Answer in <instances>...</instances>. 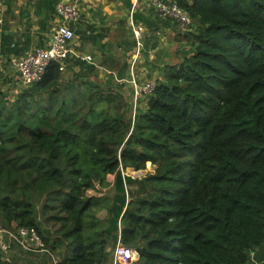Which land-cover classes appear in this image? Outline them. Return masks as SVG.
I'll return each instance as SVG.
<instances>
[{
    "label": "trees",
    "instance_id": "16d2710c",
    "mask_svg": "<svg viewBox=\"0 0 264 264\" xmlns=\"http://www.w3.org/2000/svg\"><path fill=\"white\" fill-rule=\"evenodd\" d=\"M179 3L193 30L174 26L143 106L75 57L0 88V223L35 227L58 264H109L119 235L132 264H246L264 245V0Z\"/></svg>",
    "mask_w": 264,
    "mask_h": 264
},
{
    "label": "crops",
    "instance_id": "0c3cea01",
    "mask_svg": "<svg viewBox=\"0 0 264 264\" xmlns=\"http://www.w3.org/2000/svg\"><path fill=\"white\" fill-rule=\"evenodd\" d=\"M59 1L0 0V88L12 97L19 92L22 84L12 70L11 60L38 47L48 48L50 46L53 28L59 21L56 10ZM79 1L81 5L80 20L71 22L75 31V37L71 43L72 49L81 56L91 55L93 60L86 62L99 65L101 78L123 83L129 91L133 90L132 69L139 83L149 79L148 64L145 62L159 50V40L166 43L167 27L170 28L166 19L158 17L153 11L149 0H139L136 5L133 4L134 0ZM123 20L128 23L129 30L130 20L144 28V38L142 39V43H144L140 49L141 52L138 53L137 44H135L136 50H134L133 41L136 39L133 31L132 33L119 31ZM72 54L67 58L66 67L71 58L84 60L76 54ZM106 58L109 63L115 61L114 66L123 69L124 78H118L119 75L115 73V67L99 64ZM134 60L135 64L133 65ZM108 181L112 183L109 176ZM20 253L27 254L19 247L14 246L5 258L15 264H49L48 255L45 253L29 255L23 259L18 256ZM246 264H264V245L251 250Z\"/></svg>",
    "mask_w": 264,
    "mask_h": 264
},
{
    "label": "built area",
    "instance_id": "2783aa9c",
    "mask_svg": "<svg viewBox=\"0 0 264 264\" xmlns=\"http://www.w3.org/2000/svg\"><path fill=\"white\" fill-rule=\"evenodd\" d=\"M139 0H134L136 5ZM192 3L194 0H187ZM150 6L158 17L170 20L174 26L183 29L191 24V17L185 7L179 0H149ZM59 17L58 23L53 28L52 41L48 48L38 47L35 50L27 51L18 57L11 60V67L19 76L22 86H29L34 82L40 81L52 61H57L61 64V69H64L67 64V58L72 53L81 57L85 61L93 60L91 55L81 56L74 51L71 43L75 37V31L71 26V22H78L81 17V5L79 0H60L56 7ZM131 29L136 39L137 51L139 53L143 46V31L141 25H137L131 21ZM135 60L133 61V65ZM131 83L134 89V96L137 98L151 94L156 86L155 81H146L139 83L131 71ZM16 244L20 248L29 252H45L52 259L53 264H58L59 257L56 259L55 253H51L43 238L35 227L20 226L18 228H8L0 223V252L5 254L11 247ZM138 252L131 246L124 244L119 235L116 245L111 250V264H132L136 262Z\"/></svg>",
    "mask_w": 264,
    "mask_h": 264
},
{
    "label": "rangeland",
    "instance_id": "374dc122",
    "mask_svg": "<svg viewBox=\"0 0 264 264\" xmlns=\"http://www.w3.org/2000/svg\"><path fill=\"white\" fill-rule=\"evenodd\" d=\"M171 24L173 26V29H172V26L169 24L170 25V28L167 27V39H166V43H164L163 40H159V43H160L159 44V46H160L159 50L157 52H155L154 56L151 59H148L147 62H145V64H148V77H150V78L147 79V80H142V81H140V83H143V82H146V81H155L156 82L157 81V78L160 75H162V73H163L164 65H166L167 63H170V62H174L175 61L174 50H176V47H179V46L175 42L176 33L174 32L175 31L174 24L173 23H171ZM127 25H128V23H126L124 21L123 24H122V26L119 28V31L120 32H128V33L130 32V33H132L131 20H130V23H129L130 30L131 31L129 30V27L127 28ZM192 30H193V27H192V24H190L188 31H192ZM133 43H134V41H133ZM133 47H134V50H136L135 44H134ZM163 62H165V63L162 64ZM141 68H142V66H141ZM141 71H143V70H141ZM13 72L15 73V76L17 77L18 81L21 83L17 72L14 71V70H13ZM142 97L143 96H141L139 98L138 97L136 98L134 95L132 96L133 110L135 109L136 105L143 106V103H145V100ZM139 100H142L143 103L141 104V102H139ZM133 113H134V111H133ZM154 167L155 166L152 165L151 163H147V166H146L145 169L135 171L132 168H129V169L126 170L125 174H129V175H131L132 177H135V178L136 177H142V176L146 175L149 172H153L154 171ZM109 178L113 182V180H114L115 177H114V175H109ZM97 215H98L99 218H107V216H108L107 215V211L104 208L100 209L98 211ZM39 222H40V224H42V218H40V221ZM14 246L19 247L18 245L14 244L11 247V249ZM20 250H22L25 253H27V254H23V253L18 254L19 258H21V259H23V258H25L26 256H29V255H40L42 253H45V252H41V253H31V252L26 251V250H24L22 248H20ZM9 251L7 253H9ZM7 253L3 254L4 257L6 256ZM45 254L48 255L47 256V260H48L49 264H52L53 263L52 257L48 253H45ZM55 254L56 255H54V257L56 259H58V257H61V254H60L59 251H55ZM110 261H109V264H111Z\"/></svg>",
    "mask_w": 264,
    "mask_h": 264
},
{
    "label": "water",
    "instance_id": "95a60500",
    "mask_svg": "<svg viewBox=\"0 0 264 264\" xmlns=\"http://www.w3.org/2000/svg\"><path fill=\"white\" fill-rule=\"evenodd\" d=\"M133 169V168H132ZM133 170H135V169H133ZM135 171H137V170H135ZM139 258V254L137 255V259Z\"/></svg>",
    "mask_w": 264,
    "mask_h": 264
}]
</instances>
